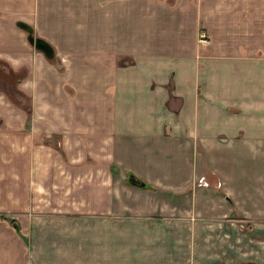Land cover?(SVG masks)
Wrapping results in <instances>:
<instances>
[{"label": "crops", "instance_id": "crops-1", "mask_svg": "<svg viewBox=\"0 0 264 264\" xmlns=\"http://www.w3.org/2000/svg\"><path fill=\"white\" fill-rule=\"evenodd\" d=\"M0 60V264H264V0H0Z\"/></svg>", "mask_w": 264, "mask_h": 264}, {"label": "water", "instance_id": "water-1", "mask_svg": "<svg viewBox=\"0 0 264 264\" xmlns=\"http://www.w3.org/2000/svg\"><path fill=\"white\" fill-rule=\"evenodd\" d=\"M15 25L25 33L26 41L30 46H33L38 51L42 52L43 55L48 59L54 55L53 49L46 41H44L41 38L34 37L33 30L28 24L22 21H16ZM128 181L132 186H136L140 188L146 185L144 181L136 178L134 175H130L128 177ZM13 225L14 227H16L15 223ZM246 264H253V263H246Z\"/></svg>", "mask_w": 264, "mask_h": 264}, {"label": "rangeland", "instance_id": "rangeland-1", "mask_svg": "<svg viewBox=\"0 0 264 264\" xmlns=\"http://www.w3.org/2000/svg\"><path fill=\"white\" fill-rule=\"evenodd\" d=\"M163 1H165L166 2V0H163ZM167 1H170L171 3H174L176 0H167ZM202 33V32H201ZM200 33V34H201ZM200 41H202V39H201V37H200ZM34 48V47H33ZM52 48V47H51ZM35 49V48H34ZM35 50H37V49H35ZM38 51V50H37ZM42 53V52H41ZM53 53H54V51H53ZM43 54V53H42ZM46 58V57H45ZM48 59V58H47ZM49 61H51V62H54V55L51 57V58H49L48 59ZM61 63H62V61L61 60H59ZM3 79H4V81L3 80H1L0 81V89L1 90H3V93L5 92V89L6 88H8V84L7 83H9V78L8 77H3ZM6 81V82H5ZM5 95H6V97L8 98V100H9V98L11 99V97H12V100L14 101V102H16L17 101V96H16V94L15 93H7L6 94V92L4 93ZM8 94H10V96H8ZM196 157V156H195ZM247 167L249 166V165H246ZM113 170L115 171V173H118L119 172V167L118 166H115L114 168H113ZM133 174L132 172H129L128 174ZM128 174H127V177H128ZM134 175V174H133ZM136 176V175H135ZM137 177V176H136ZM138 178V177H137ZM242 178H243V183H249V184H253V183H255V180H254V173L248 168L247 169V174H245L244 176H242ZM138 179H140V178H138ZM140 180H142V179H140ZM126 181H127V183H128V180L126 179ZM142 181H144V180H142ZM206 181V179L205 178H203L202 177V175H200V176H197L196 178H194L193 179V181H192V184H190L191 185V187L192 188H194V187H196V186H201V185H203V187H206L207 186V183L205 182ZM145 182V184L148 186V187H146V188H151V189H153L152 188V186L150 185V184H148V183H146V181H144ZM213 182H215V181H213L212 180V183ZM129 184V183H128ZM130 185V184H129ZM142 188V187H141ZM121 213V212H120ZM234 213H236L237 215L239 214V212L238 211H236V212H234Z\"/></svg>", "mask_w": 264, "mask_h": 264}, {"label": "trees", "instance_id": "trees-1", "mask_svg": "<svg viewBox=\"0 0 264 264\" xmlns=\"http://www.w3.org/2000/svg\"><path fill=\"white\" fill-rule=\"evenodd\" d=\"M3 77H8L9 78V83H7L8 84V88L5 89L6 94L7 93H11V94L15 93V94H17L18 92L16 90L15 84H17L19 82V80L22 78V74L20 72L12 71L4 61L0 60V79L4 81ZM8 96H10V94H8ZM9 100L13 101L12 97H11V99L9 98ZM130 175H133V174H131V173L128 174V177ZM127 180H128V178H127ZM128 183L130 184L129 181H128ZM146 187H148V186L145 185L144 188H146ZM1 218L7 219L9 221V223L14 224V220L13 219H9V218H7L4 215H1Z\"/></svg>", "mask_w": 264, "mask_h": 264}, {"label": "built area", "instance_id": "built-area-1", "mask_svg": "<svg viewBox=\"0 0 264 264\" xmlns=\"http://www.w3.org/2000/svg\"><path fill=\"white\" fill-rule=\"evenodd\" d=\"M200 37H201L203 42H208V39L206 38V36L203 32L200 34Z\"/></svg>", "mask_w": 264, "mask_h": 264}]
</instances>
